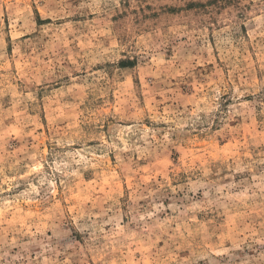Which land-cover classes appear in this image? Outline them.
I'll use <instances>...</instances> for the list:
<instances>
[{
  "label": "rangeland",
  "instance_id": "374dc122",
  "mask_svg": "<svg viewBox=\"0 0 264 264\" xmlns=\"http://www.w3.org/2000/svg\"><path fill=\"white\" fill-rule=\"evenodd\" d=\"M81 2L91 0H0V167L3 169L0 171V209L5 201L11 204L24 191L25 186L13 179L18 169L9 167L25 155L24 150L28 156L38 151L48 163L56 152L78 151L81 147L96 149L95 155H102L97 139H85L83 143L64 148L56 141L77 135L87 138L103 134L111 142L110 133L119 135L118 129L133 127L137 118L144 129L165 128L167 125L155 120V116L164 114L180 100L188 101L190 106L192 101H203L214 88L220 89L217 116L206 131L184 137L175 147L157 148L144 155L125 152L119 157L114 151L108 152L99 167L81 170L77 186L70 187L67 194L59 188L57 198L51 203L29 198L28 202L21 201L10 207L6 215H0V241L15 239L16 234L9 231L12 227L26 226L31 231L42 227L45 235L52 237L53 229L48 224L53 223L58 225L57 231L68 232L67 236L53 237L60 253L55 259L59 262L264 264V244L260 243L264 237V195L261 194L264 186V63L261 62L264 40L248 38L242 46L234 43L239 50V63L232 65L216 47L211 26H208V42L212 47L209 56L199 51L203 41L193 31L194 26L199 28L194 25L195 18L173 12L167 18L168 27L187 28L193 31V39L184 43L188 37L177 36L158 51L165 53L166 62L174 56L191 59L187 60L186 71L171 63L157 77L151 74L154 68H149L152 56L145 60L138 49L135 52L124 49L122 41L126 43L129 37L117 36L113 27L120 24L127 33L131 26L128 17H132L131 24H137L138 14L145 8L151 9V4L141 0L133 7V0H123L118 12L107 15L109 3L102 0V11L92 13L80 9ZM208 6L216 7V17H219L226 8L239 7V0H224V3L209 0ZM244 7L252 10L249 5ZM70 9L74 10L70 16L59 14ZM154 19L144 15L146 22ZM212 23L216 24V20ZM64 25H71L80 38L67 36L71 41L67 48L71 52L57 49L66 57L63 68L72 67V59H77L75 53L81 51V45L91 48L121 45V51L114 58L98 61L91 69L105 72L111 84L103 89L106 95L94 96L84 89L85 98L81 103L79 79L73 86V77H80L81 72L71 75L65 72L61 76L56 69L51 78L26 87L28 81L21 73L22 61L16 56V50L28 57L34 52L43 54L46 46L58 44L55 36L60 35L58 30ZM223 26L224 22H220L215 31ZM90 27L95 35L89 31ZM241 27L247 37L248 25ZM141 34L136 32L137 37ZM227 36L221 33L220 38ZM40 59L48 62L51 57L41 55ZM60 91L65 94L55 95ZM29 92L36 96L35 101L23 99ZM137 143L143 149L144 142ZM45 171H48L46 166ZM14 184L16 187H12ZM104 196L116 199L120 211L118 222L103 223L113 213L104 218L99 216V203ZM156 205L162 206L158 212ZM133 208L141 215L145 210L154 215L146 218V224L134 221L136 211H130ZM61 209L71 218V229L56 220ZM89 210L94 213L96 225H102L103 234L95 241L90 240L89 234L96 225L81 233L73 215ZM81 223L91 225L92 222L84 216ZM241 234L254 235L235 248L234 241ZM28 239L23 237V242ZM8 251L11 259L20 249L13 247ZM40 251L38 245L30 246L28 258L43 261L51 256L47 252L44 256L37 255Z\"/></svg>",
  "mask_w": 264,
  "mask_h": 264
},
{
  "label": "clouds",
  "instance_id": "9594fccd",
  "mask_svg": "<svg viewBox=\"0 0 264 264\" xmlns=\"http://www.w3.org/2000/svg\"><path fill=\"white\" fill-rule=\"evenodd\" d=\"M105 3H109L111 8L108 10L107 15H112L113 12H118L121 9L123 0H103ZM143 2L151 4V9L145 8L143 12H140L137 16L138 23L131 24L132 17H128V23L131 25L128 28L127 33L124 32L122 25L117 24L113 27L116 29V35H127L129 38L126 43H123V48L130 51L139 50V54L147 60L148 56H152V60L149 64V68H154L151 74L157 77L161 72L167 68L171 63L180 65L182 72L186 71L187 60L191 59L189 56L187 59L183 57L174 56L172 61L166 62L163 57L165 53L163 51H158V49H163V45L169 40H174L177 36H187L188 41L184 43H190L193 39V31L197 32L198 38L203 41L200 48V53L207 52L209 56L212 54V47L208 42L209 31L208 26L213 28L212 35L216 37V47L220 49L221 55L226 62L236 65L239 63L238 55L239 50L234 47V43L238 45H245L248 38L251 40H256L259 37L264 40V0H239V7H228L224 12L216 17V7H209V0H143ZM224 3V0H220ZM102 0H91L90 3L81 2L79 5L80 9H88L92 13H99L101 9ZM137 3H141V0H133V7H136ZM203 5L204 7H201ZM244 5H249L251 11H248ZM9 7H11L9 5ZM65 7H68L65 5ZM72 9L69 11H61L59 14L64 16H70L73 14ZM180 13L186 15L189 18H195L194 25H199L197 29L193 27V31H189L187 28L182 30H177L175 27L169 28L167 18L171 13ZM237 13H243V16H238ZM258 13V14H257ZM155 17L156 19L145 21L144 15ZM55 16V14H53ZM216 20V24L212 21ZM224 22V26L219 28V31H215L216 27ZM242 25H248L250 31L248 36L245 37ZM109 25L106 23L105 28ZM60 35L55 36L58 41L56 45L46 46L45 52L43 54L35 53L31 56H23L16 50V56L22 61L21 73L25 80L28 81L26 87L31 84H41L42 80H47L52 77L53 69L60 72L62 76L65 72L69 75L72 72H81L80 77H73V86L75 87L77 79L80 81L81 97L80 102L83 103L85 98L84 89L92 93L94 96L106 95L104 92L105 85L111 87L110 82L107 81V76L104 71L94 72L92 67L97 64L98 61L107 60L108 58H114L117 53L121 51V45L112 44L105 48L100 45H96L95 48L88 47L87 45H81V51L75 53L77 59H72V67L63 68L61 65L65 61L66 57L61 55L60 51L57 49H63L65 52H71L72 50L67 48V45L71 43L67 39L68 35H72L74 38H80L76 36V31L71 25H64L58 30ZM89 31L92 35L96 33L90 27ZM142 33L137 37L136 32ZM221 33H227L228 36L225 39H221ZM135 44L133 48L132 45ZM149 48L151 51H149ZM41 55L49 56L51 59L48 62L40 59ZM232 57H237L233 60ZM5 58L6 57H2ZM71 59V57H67ZM27 61V63H25ZM203 62V61H201ZM261 62L264 63V57L261 58ZM235 70V68H234ZM86 72V75L84 73ZM89 78H91L89 80ZM71 91V89L67 90ZM64 91L57 92L55 95H64ZM19 95V94H17ZM239 95V93H237ZM25 100L35 101L36 96L29 92L27 96L23 97ZM220 99V89L214 88L211 90V95L206 94V99L203 101H192L191 106L188 101L180 100L177 101L176 105L169 108L164 114H160L154 117L157 121H163L167 127L156 128L154 131L144 129L139 123L137 118V124L128 129H118L119 135L110 133L111 142L105 140L103 134L96 137H82L80 135L61 138L56 141L61 148L66 145H72L75 143H83L85 139H97L100 141L98 148L102 150V155H95L96 149H89L87 147H81L77 150H69L63 152H56L51 163H48L44 155L36 152L35 155L28 156L27 151L25 155L20 159H16L9 167L12 169H18L16 175L13 177L17 183H22L25 188L24 191L18 193L17 197L13 198L11 204L7 201L4 202L2 209H0V215H6L10 207H15L19 202H28L29 198L31 201H49L55 200L58 195V189L63 188L65 194L69 188H75L77 186L76 182L81 179L82 171L88 170L89 168L99 167L100 163L107 158L108 152H115L119 157L125 152H139L141 155L151 154L157 148L167 149L169 146L175 147L181 140L186 136H191L194 132H204L207 128L212 126L214 118L217 116V100ZM82 115V113H81ZM87 119V118H86ZM138 133V135H137ZM129 134L135 137L132 139ZM151 137V139H149ZM159 137V138H157ZM174 137V139H173ZM143 141V149L138 145L137 141ZM19 151V150H18ZM11 155H15L14 153ZM39 157V161L37 160ZM26 161L27 163H22ZM42 162V163H41ZM34 165V166H30ZM45 166L48 171H45ZM26 168V170H24ZM0 171H3L0 167ZM237 171H242V169L237 168ZM22 173V174H21ZM7 183V180H6ZM16 187V185H12ZM262 195H264V186H262ZM149 196L152 193L148 194ZM207 196V193H205ZM253 196L256 195L255 192L252 193ZM140 198V197H138ZM111 203L108 204V201ZM108 206L105 207L104 205ZM100 212L99 216L104 218L108 216L109 213H113L112 216H108V219H104L103 223H112L113 220L118 222V217L120 211L117 205V201L114 197L104 196L99 203ZM162 208L161 205H156L155 210L158 212ZM130 211H136V215L133 217L134 221H140L147 223L146 218L150 214L147 210L141 215L136 209H130ZM73 215L77 221L76 227L81 233L85 231L86 228L96 225L95 219H93L94 213L91 210L87 212H74ZM84 216H87L91 220V225L81 223ZM56 220L65 224L67 228L71 229L72 220L68 217L66 210H59V216ZM140 224H137V228H140ZM48 227L53 229L52 237L46 236L44 228L35 227L34 231L29 230L26 226L22 228L12 227L9 231H13L15 239H4L0 241V264H70L68 260L59 262L55 259V256L60 253L57 252L56 247L53 243V237L59 238L60 236H67V231H57L58 225L49 223ZM102 233V225H96L93 231L89 234V238L92 241L97 240L98 236ZM6 235V234H5ZM254 234L243 235L234 241L233 246L235 248H240L245 240H248ZM28 236L27 242H23V237ZM261 244H264V237L260 240ZM33 245H38L41 249L37 255L44 256V253H50L51 256L45 257L43 261H34L28 258L29 247ZM13 247H18V251L11 259H8L9 249ZM93 251L92 248L88 249ZM84 249H81L83 253ZM23 253V255H22Z\"/></svg>",
  "mask_w": 264,
  "mask_h": 264
}]
</instances>
